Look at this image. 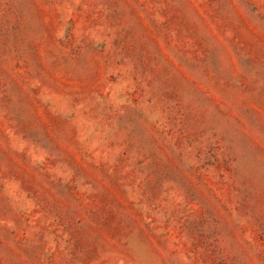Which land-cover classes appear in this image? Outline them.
Masks as SVG:
<instances>
[{"label":"rangeland","instance_id":"rangeland-1","mask_svg":"<svg viewBox=\"0 0 264 264\" xmlns=\"http://www.w3.org/2000/svg\"><path fill=\"white\" fill-rule=\"evenodd\" d=\"M0 264H264V0H0Z\"/></svg>","mask_w":264,"mask_h":264}]
</instances>
